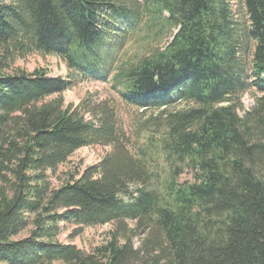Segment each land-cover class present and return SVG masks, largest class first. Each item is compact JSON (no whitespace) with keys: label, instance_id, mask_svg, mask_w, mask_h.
I'll return each instance as SVG.
<instances>
[{"label":"trees","instance_id":"obj_1","mask_svg":"<svg viewBox=\"0 0 264 264\" xmlns=\"http://www.w3.org/2000/svg\"><path fill=\"white\" fill-rule=\"evenodd\" d=\"M142 28L151 41L174 33L120 60ZM0 49L70 72L0 73V264H264V0H0ZM110 73L127 106L188 108L162 113L164 133L131 150L110 108L62 99L71 79ZM92 145L111 150L52 188L48 172ZM106 224L90 253L55 241Z\"/></svg>","mask_w":264,"mask_h":264},{"label":"rangeland","instance_id":"obj_2","mask_svg":"<svg viewBox=\"0 0 264 264\" xmlns=\"http://www.w3.org/2000/svg\"><path fill=\"white\" fill-rule=\"evenodd\" d=\"M232 11L234 14H238L237 18L243 19L242 9L239 8V4L231 3ZM174 33L166 32L160 39L149 40L145 38L144 29H140L139 33L134 37H130V41L126 46L122 48L120 54V60L125 57L130 58L134 56H142L148 54L150 50L155 48H163L165 44L170 40V36ZM143 38L145 40L143 41ZM249 46V43L246 42ZM128 51V53H127ZM127 53V54H126ZM250 54V51H248ZM126 55V56H125ZM246 61L249 60L246 55ZM119 62V57L116 59ZM1 66H5L1 69ZM45 70L47 77L68 79L70 72L66 69L65 63L58 57L45 56L39 53L33 52L25 57H19L14 53L12 58H8L7 55L0 49V73L11 74L16 71H23L28 74L33 73L35 70ZM73 75L71 76V78ZM112 73L107 76L106 81L101 80H74L71 79L73 86L66 90L62 94L64 106L68 108H76L80 103L83 106L102 105L106 108H110L116 117L119 133L122 134V141L127 142L131 150L136 148H146L145 144H148L150 138L160 136L164 133V122L162 113H173L175 111H181L188 108L187 105L178 104L175 108L166 110H140L132 106H127L120 98L117 91L111 86L110 80ZM252 94H245L241 98L244 109L248 110L254 105V98L259 97L260 94L257 91H251ZM169 112V113H168ZM242 116L243 113L239 112ZM86 119V115H84ZM152 117V118H151ZM136 119V120H135ZM111 149L109 147H103L99 145H92L78 149L75 151L68 161L59 166L54 174L48 172L49 182L52 188H57L61 183L67 179L69 174H72L77 179L85 169L95 166ZM6 175V173H0ZM1 179V178H0ZM182 180H190V176L185 173ZM134 188V187H132ZM133 225V223H128ZM112 224H106L102 226L84 227L80 230V233L75 234L78 230L75 226L64 227L55 241L62 245H74L77 249L90 253L94 248L104 244L109 237V232L112 230ZM30 228L22 231L19 238L27 237ZM142 236L136 238L133 241L134 247L137 248Z\"/></svg>","mask_w":264,"mask_h":264},{"label":"bare ground","instance_id":"obj_3","mask_svg":"<svg viewBox=\"0 0 264 264\" xmlns=\"http://www.w3.org/2000/svg\"><path fill=\"white\" fill-rule=\"evenodd\" d=\"M237 25V24H236ZM154 29V28H153ZM63 60V59H62ZM248 65V64H247ZM251 111V110H250ZM78 114V113H77ZM152 118V117H151ZM80 119V118H79ZM136 120V119H135ZM150 187V186H149ZM119 198V197H118ZM79 229V228H78ZM80 233V232H79ZM55 237V236H54Z\"/></svg>","mask_w":264,"mask_h":264}]
</instances>
